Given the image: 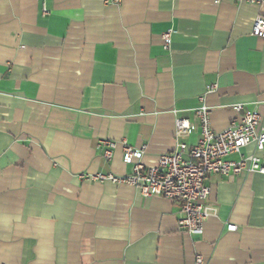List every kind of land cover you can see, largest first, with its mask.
Masks as SVG:
<instances>
[{"label":"crops","instance_id":"obj_1","mask_svg":"<svg viewBox=\"0 0 264 264\" xmlns=\"http://www.w3.org/2000/svg\"><path fill=\"white\" fill-rule=\"evenodd\" d=\"M257 16L236 0H0V264H264V174L210 175L200 235L164 198L81 176L130 172L99 139L145 144L154 166L176 118L196 142L202 103L215 131L235 104L264 110Z\"/></svg>","mask_w":264,"mask_h":264},{"label":"built area","instance_id":"obj_2","mask_svg":"<svg viewBox=\"0 0 264 264\" xmlns=\"http://www.w3.org/2000/svg\"><path fill=\"white\" fill-rule=\"evenodd\" d=\"M236 1L264 4V0ZM252 33L264 37V17L255 18ZM170 37L171 30L161 34L164 49L169 48ZM215 87L214 84L206 86L205 93L213 91ZM200 99L203 100V97ZM232 110L234 115L228 125L220 131H215L210 124L208 107L203 103L197 107L194 114L200 126V135L193 144L184 141L191 129L189 119L176 118L175 147L171 152L161 154L154 166H145L140 161L146 149L145 144L135 148L124 140L116 142L99 139L95 148L105 159L109 160L114 150L120 146L122 161L131 165L130 172L121 175L97 173L81 176L89 180H109L115 184H126L137 189L143 196L164 198L179 209V230L200 235L204 222L214 215L204 205L210 193L207 183L210 175L241 172L264 174V110H260L258 106L247 109L242 104L233 105ZM250 144L253 145L254 151L241 153V150ZM233 154L239 157L235 160L228 159ZM227 229L233 231L236 226L228 224ZM194 262L203 264L200 255L195 256Z\"/></svg>","mask_w":264,"mask_h":264}]
</instances>
